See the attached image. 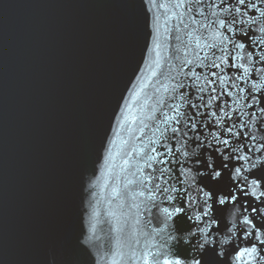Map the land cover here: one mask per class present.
<instances>
[{
    "label": "water",
    "instance_id": "water-1",
    "mask_svg": "<svg viewBox=\"0 0 264 264\" xmlns=\"http://www.w3.org/2000/svg\"><path fill=\"white\" fill-rule=\"evenodd\" d=\"M170 41L143 0H0V264H95Z\"/></svg>",
    "mask_w": 264,
    "mask_h": 264
},
{
    "label": "snow or ice",
    "instance_id": "snow-or-ice-1",
    "mask_svg": "<svg viewBox=\"0 0 264 264\" xmlns=\"http://www.w3.org/2000/svg\"><path fill=\"white\" fill-rule=\"evenodd\" d=\"M143 3L170 55L95 264H264V0Z\"/></svg>",
    "mask_w": 264,
    "mask_h": 264
}]
</instances>
